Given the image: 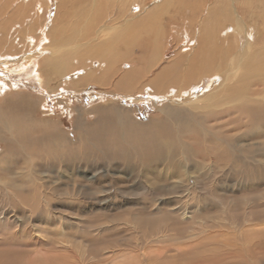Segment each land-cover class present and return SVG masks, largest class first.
<instances>
[{
  "label": "rangeland",
  "instance_id": "1",
  "mask_svg": "<svg viewBox=\"0 0 264 264\" xmlns=\"http://www.w3.org/2000/svg\"><path fill=\"white\" fill-rule=\"evenodd\" d=\"M126 2L0 0V28L5 24L1 30L11 43L16 41L17 54H21L0 65V78L15 85L16 91L30 93L38 103L35 116L58 120L55 126L72 134L70 141L75 147L66 148V153L55 150L49 128L29 127L20 111L15 113L20 112L22 124L18 123L13 134L0 123V264H211L212 259L214 264H264V104L261 114L234 106L204 112L201 131L191 136L185 130H170L174 153L170 157L156 153L153 161L142 165L138 140L117 138L124 146L113 150L135 162L117 156L112 159L102 153L100 137L92 139L96 146H88L84 136V145L78 146L80 132L76 134L72 123L74 108H81L84 119L93 123L95 118L88 111L113 101L136 110L139 118L147 121L157 102L149 91L139 94L142 101L136 103L131 96L103 92L98 86L49 92L37 81L47 53L41 51L42 46L58 15L64 13L78 23L84 11L96 3L99 26H115L120 33L126 19L133 18L130 13L122 17ZM154 2L132 0L131 10L137 13L132 22L140 25L148 17L141 8L153 11ZM24 6L27 16L21 10L20 17L17 12ZM71 12L74 15L68 14ZM202 15L206 14L200 13L193 21L215 19ZM176 24L181 26L182 21L176 20L172 26ZM58 25L65 27L63 32L72 29L68 24ZM157 27L158 23L155 36L162 35ZM180 33L181 37L173 36L168 28V35L175 40L168 37L164 47L169 49L168 56L176 54L178 41L180 49L194 46L190 35ZM63 40L69 43L67 35ZM31 55L36 59L26 62ZM130 64H125V70ZM67 65L80 67L81 61L72 57ZM206 87L201 85L199 94ZM9 90L0 93V116L18 120L3 104ZM88 90L92 92H84ZM252 90L250 103L256 98L264 102V80L254 78Z\"/></svg>",
  "mask_w": 264,
  "mask_h": 264
},
{
  "label": "bare ground",
  "instance_id": "2",
  "mask_svg": "<svg viewBox=\"0 0 264 264\" xmlns=\"http://www.w3.org/2000/svg\"><path fill=\"white\" fill-rule=\"evenodd\" d=\"M207 1L209 0H155L153 11L141 8L140 12L148 17L139 25L132 22L137 13L131 10L132 0H127L122 17H127L130 13V17L133 18L126 19L124 29L120 33L116 32L118 27L99 26L96 3L93 4L92 9L84 11V16L81 22L77 21L78 23H74L64 13L57 16L54 24L50 25L46 43L42 46L41 51L47 53L44 54L37 72V81L44 88L54 92L55 89L66 90L68 87L76 90L81 87L98 86L103 92L113 95L124 94L123 97L131 96L136 103L142 101L137 96L147 90L150 96L157 100L156 111L147 121H142L136 110L114 103L113 100V103L95 105L88 111V115H93L95 118L93 123L88 122V118L84 119L81 108H74L76 115L72 124L76 134L80 132L77 139L78 146L84 145L85 142L81 143L84 136L85 141H89L86 142L88 146H96L92 139L100 137L104 144L102 153L109 154L107 157L115 159L114 156H117L123 161L127 159L134 161L121 153H113V150L120 151L124 146L117 141V138L122 141L138 140V160L142 165H146L153 161L156 153H165L169 157L174 153L176 146L170 139V130H185L187 135L191 136L201 131L200 117L204 112L220 109L222 106L224 108L234 106L236 109L248 108L249 111L255 109L256 113H262L264 102L256 98L251 104L248 96L253 93L254 78L264 80V40L259 42L264 39V0H212L209 5ZM21 10L24 12L26 7H19L17 13L20 17ZM180 12L185 13L181 15ZM200 13L206 14L202 16H207V19H215L207 21L203 18L200 21H193L199 19ZM24 14L27 16L26 11ZM68 14L74 15L73 12ZM36 20L37 17L33 20V26ZM166 20L170 23L172 22L170 20H173V23L181 20L182 24L172 26L173 23L167 24ZM212 21L213 25L207 26ZM38 22L41 24V19ZM59 22L72 26V29L63 32L62 29L65 27L58 25ZM157 23V28H160L159 31L163 34L155 36ZM3 25L5 24L0 28V65L12 61L11 59L17 60L21 55L20 52V55L17 54L16 41L11 43V40L5 37L2 31ZM169 27L173 36L176 34L181 37L180 30L184 33L183 36L190 35V43L194 46L188 48L186 45V50L180 49L181 42L178 41L175 46L176 54L172 57L168 56L169 49L165 50L164 47L170 37ZM184 27H187V33L184 32ZM190 30H194L196 37ZM66 35L69 37V43L63 40ZM143 41L146 43H142ZM150 44L153 47H150ZM144 55H147V58ZM36 57V55L27 56L26 62H33ZM72 57L81 61L80 67L73 68V65H67ZM97 62L99 64L96 66ZM126 63L132 64L127 70L124 68ZM204 84H207V87L199 94L201 85ZM7 89H10L11 93L3 100V104L7 111L17 114L14 116H18L19 119L14 120L10 116L11 120H9L0 116V123L3 124L2 128L6 132L13 134L18 123L22 124L20 112H23L22 115L26 116L25 120L29 127L40 126L43 131L46 127L49 128V140H52L51 145L55 144V150L59 148L64 150L62 153H66V148L71 147L72 150L75 148L70 141L72 134L68 135L64 129L61 131L62 129L55 126L58 120L54 117L40 120L35 116L33 111L38 103L36 104L30 93L16 91L15 85L0 78V93ZM84 92H92V90ZM222 108L221 111L224 110ZM16 111L20 112L15 113ZM64 111L67 112L66 109ZM22 130L21 128L20 131ZM111 152L113 154L110 155ZM213 262L214 259L211 264H214Z\"/></svg>",
  "mask_w": 264,
  "mask_h": 264
}]
</instances>
